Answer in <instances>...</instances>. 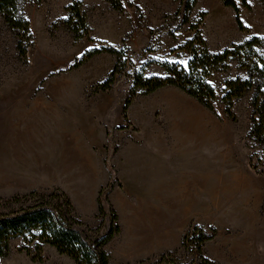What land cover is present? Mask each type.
<instances>
[{"label":"rangeland","instance_id":"1","mask_svg":"<svg viewBox=\"0 0 264 264\" xmlns=\"http://www.w3.org/2000/svg\"><path fill=\"white\" fill-rule=\"evenodd\" d=\"M119 1L120 9L107 0H24L26 59L0 18V199L60 191L93 236L110 225V215L103 225L99 216L104 191L120 228L105 247L110 264L199 261L185 244L195 229L209 237L202 256L215 264H264V143L252 136L253 93L234 103L232 116L222 102L226 81L244 72L233 62L209 78L214 110L178 88L148 94L132 82L140 72L165 77L164 62L187 67L185 46L197 31L215 54L264 39V0H239L243 29L224 0H197L193 27L175 21L181 0ZM74 3L89 30L80 40L66 22ZM108 47L131 65L101 91L118 57L81 61ZM25 246L12 241L2 264H75L49 246L35 261Z\"/></svg>","mask_w":264,"mask_h":264},{"label":"trees","instance_id":"2","mask_svg":"<svg viewBox=\"0 0 264 264\" xmlns=\"http://www.w3.org/2000/svg\"><path fill=\"white\" fill-rule=\"evenodd\" d=\"M113 7L120 9L119 0H107ZM197 0H181V7L176 14L175 21L180 24H190L189 14L193 11ZM225 6L232 8L237 14V24L243 29L239 18V8L235 0H224ZM246 5V0H243ZM69 18L66 21L74 32L77 40L88 35V26L80 3H74L68 8ZM0 18L5 25L15 33L20 57L26 59L29 42L31 40L30 24L24 15V0H0ZM191 59L187 67L169 62L162 64L166 76L147 78L144 72L132 76L133 89L142 90L148 94L158 90L174 87L185 92L190 97L210 110H214L217 93L209 78L216 72L229 70L231 63H236L245 77H237L226 81L222 102L226 113L232 116L233 105L249 93H253L252 107L253 127L252 136L264 143V39L259 37L232 45L221 53H211L201 33L196 32L185 46ZM109 53L118 57V62L111 77L99 86L101 91L112 87L116 77L126 72L131 61L119 50L108 47L89 52L81 61L87 62L97 54ZM109 185L106 192L110 191ZM101 192L98 205L99 216L104 220L110 215V225L105 234L94 232L88 236L80 230L83 224L75 216L74 207L69 198L60 191L51 194L31 193L24 197L1 200L0 207L9 210L0 213V264L11 251V243L22 239L27 246L24 251L35 261H42L45 246L54 248L60 255L73 260L75 264H110V256L105 250L119 233L118 216L110 208L107 212ZM92 232V231H91ZM209 240L207 234L199 229L187 236L185 244L195 245L200 260L191 264H215L202 256V246ZM156 264H182L167 257Z\"/></svg>","mask_w":264,"mask_h":264},{"label":"snow or ice","instance_id":"3","mask_svg":"<svg viewBox=\"0 0 264 264\" xmlns=\"http://www.w3.org/2000/svg\"><path fill=\"white\" fill-rule=\"evenodd\" d=\"M249 2H250V0H249ZM237 4H239V0H237Z\"/></svg>","mask_w":264,"mask_h":264},{"label":"crops","instance_id":"4","mask_svg":"<svg viewBox=\"0 0 264 264\" xmlns=\"http://www.w3.org/2000/svg\"><path fill=\"white\" fill-rule=\"evenodd\" d=\"M42 112H43V111H42ZM50 118H52V119H53L54 117H53V116H52V117L50 116ZM53 120H54V119H53Z\"/></svg>","mask_w":264,"mask_h":264}]
</instances>
